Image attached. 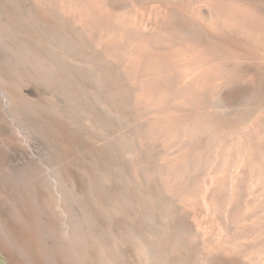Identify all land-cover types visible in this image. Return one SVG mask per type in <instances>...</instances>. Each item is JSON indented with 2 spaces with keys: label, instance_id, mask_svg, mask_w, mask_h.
Instances as JSON below:
<instances>
[{
  "label": "rangeland",
  "instance_id": "obj_1",
  "mask_svg": "<svg viewBox=\"0 0 264 264\" xmlns=\"http://www.w3.org/2000/svg\"><path fill=\"white\" fill-rule=\"evenodd\" d=\"M0 23L24 95L19 126L0 97L14 238L29 194L101 264H264V0H0ZM24 40L47 62H17Z\"/></svg>",
  "mask_w": 264,
  "mask_h": 264
},
{
  "label": "bare ground",
  "instance_id": "obj_2",
  "mask_svg": "<svg viewBox=\"0 0 264 264\" xmlns=\"http://www.w3.org/2000/svg\"><path fill=\"white\" fill-rule=\"evenodd\" d=\"M1 24V23H0ZM3 26L5 27V29L3 28ZM3 26H0V39H2V38H4L5 39V37H3V33L2 32H4L5 34H4V36L6 35V38L7 39H9L10 38V35L9 36H7L8 35V33L6 34V30L8 31V29H7V25H3ZM9 26V25H8ZM9 29H10V27H9ZM8 32H10V31H8ZM10 33H12V32H10ZM9 33V34H10ZM12 35V34H11ZM18 35V34H17ZM16 35V36H17ZM13 36H15V35H13ZM12 36V37H13ZM15 38H17V37H15ZM18 38H20L19 36H18ZM3 39V40H4ZM10 39H12V38H10ZM9 39V40H10ZM20 39H22V38H20ZM6 40V39H5ZM17 40V39H16ZM1 41V40H0ZM15 41V40H14ZM20 42V41H19ZM1 44V43H0ZM4 45V44H3ZM2 45V46H3ZM15 46L14 47H12V46H9V47H7L8 49H11V50H13V51H15V52H13V55L16 57V59H21V58H23V60H20V61H22V63L20 62V61H17V62H19L20 64H24V61H26V62H29L30 61V59H36V63H40V62H45L46 61V56L44 57L43 55H37V54H35L33 51H31V50H29V48H27V47H25V46H23V45H26V42H25V40H24V42L22 41L21 42V45L19 46L17 43L16 44H14ZM5 47V46H4ZM2 48V47H1ZM3 49V48H2ZM4 50V49H3ZM6 50V49H5ZM2 51V50H1ZM5 52V51H4ZM8 52V51H7ZM6 54V53H5ZM10 56V55H9ZM13 56V57H14ZM63 56H65V55H63ZM70 56V55H69ZM4 57H6V56H4ZM66 58H64V59H69V57L68 56H65ZM68 57V58H67ZM6 58H8V57H6ZM70 58H71V56H70ZM71 61V60H70ZM0 62H2V61H0ZM9 62H11V61H9ZM15 62H16V60H15ZM25 62V63H26ZM47 62V61H46ZM6 63V62H5ZM4 63V64H5ZM35 63V62H34ZM18 64V63H17ZM54 64H56V62L54 61ZM58 64V63H57ZM3 65V64H2ZM1 65V66H2ZM14 65H16V63L14 64ZM37 65V64H36ZM36 65H35V67H36ZM41 65V64H40ZM43 65H45V63H43ZM43 65H41V67L43 66ZM18 66H19V64H18ZM18 66H16V67H18ZM56 66V65H55ZM37 67H40V66H37ZM44 67H47V65L46 66H43V68ZM54 67V66H53ZM13 68V67H12ZM52 68V67H51ZM55 68V67H54ZM57 68H58V66H57ZM9 69V67H7V69H5L4 68V70H8ZM15 69V68H14ZM17 69V68H16ZM15 69V70H16ZM39 69H41V68H39ZM60 69V68H59ZM59 69H57V70H59ZM10 70H12V69H10ZM44 70H45V68H44ZM55 70H56V68H55ZM56 70V71H57ZM1 71H3L2 69H0V97H3V96H5L6 97V99H8L9 100V102L12 104L11 106H13V117H14V119H15V124H16V126H19V124L21 123L20 122V120H19V111L18 110H20V109H18V107H17V104H18V101H19V99L20 98H23L24 97V95H23V92H21V84H20V81H21V78L20 79H18V76H17V78L16 77H14L15 75V73H13L12 71H10V72H12V73H10L9 72V74H11V76H8V74L5 76ZM9 71V70H8ZM20 71V70H19ZM45 71H47V70H45ZM44 71V72H45ZM15 72V71H14ZM42 72V71H41ZM59 72V71H58ZM4 73H6V72H4ZM22 73V72H21ZM20 73V74H21ZM36 73H37V70H36ZM44 74V73H43ZM50 74V73H49ZM55 74H56V72H55ZM38 75V74H37ZM48 75V74H47ZM46 75V76H47ZM2 76L4 77V78H2ZM22 77V76H21ZM49 77V76H48ZM62 78H64L63 76H62ZM1 79H4V80H7L8 82L7 83H10L11 85H12V88H13V90H11L10 88L11 87H9V89L11 90V91H9L8 90V88L7 87H5V85H4V83L6 82H2L1 81ZM65 79V78H64ZM64 79H63V81H64ZM20 80V81H19ZM46 80V79H45ZM62 80V79H61ZM23 84V83H22ZM74 84V83H73ZM76 85V84H75ZM10 86V85H9ZM67 86V85H66ZM65 86V87H66ZM17 99H18V101H17ZM94 99V98H93ZM9 104V103H8ZM21 105V104H20ZM99 106V105H98ZM106 106V105H105ZM20 107V106H19ZM51 107V106H50ZM48 109V108H47ZM29 114V113H28ZM63 114V113H62ZM61 114V115H62ZM85 115V114H84ZM87 115V114H86ZM21 118V117H20ZM100 118V117H99ZM70 119V118H69ZM87 119V118H86ZM90 120V119H89ZM45 121V120H44ZM91 121V120H90ZM14 122V121H13ZM74 122V121H73ZM82 123V122H81ZM88 123V122H87ZM14 123H13V125H15ZM23 125V124H22ZM77 125V124H76ZM85 125H87V124H85ZM85 127V126H84ZM114 130V129H113ZM22 131V130H21ZM19 132V131H18ZM102 132V131H101ZM37 133V132H36ZM26 134V133H25ZM98 134V133H97ZM34 135H35V133H34ZM28 137V136H27ZM103 137H105V135H103ZM125 137V136H124ZM119 138V137H118ZM126 139V138H125ZM131 140H132V137H131ZM133 141V140H132ZM31 142V141H30ZM127 142V141H126ZM129 142V141H128ZM120 148V147H119ZM104 152V151H103ZM113 154V153H112ZM112 154H110V155H112ZM43 157V156H42ZM45 157V156H44ZM133 158V157H132ZM66 159V158H65ZM115 161V160H114ZM31 163V162H30ZM95 163V162H94ZM110 163V162H109ZM108 164V163H107ZM119 165V164H118ZM97 166V165H96ZM10 168V167H9ZM34 168V167H33ZM114 168V167H113ZM117 168V167H116ZM20 169V168H19ZM12 170V169H11ZM22 170V169H21ZM21 170H20V172H21ZM34 170V169H33ZM37 170V169H36ZM100 170V169H99ZM117 170V169H116ZM14 172V171H13ZM27 172V171H26ZM5 173V172H4ZM28 173V172H27ZM53 174H55L54 172H53ZM101 174V173H100ZM26 175V174H25ZM37 175V174H36ZM97 175V174H96ZM29 176V175H28ZM27 176V177H28ZM108 176V175H107ZM118 176H120V175H118ZM123 176V175H122ZM6 177H8V176H6ZM89 177V176H88ZM112 177V176H111ZM6 180H7V178H5ZM4 179V180H5ZM12 180H14L13 178H11ZM56 179V178H55ZM101 179V178H100ZM104 179V178H103ZM111 179V178H110ZM129 179V178H128ZM131 179V178H130ZM10 180V179H9ZM16 180V179H15ZM97 180V179H96ZM11 181V180H10ZM20 180H18V182H19ZM21 181L22 182H24L22 179H21ZM4 182V181H3ZM7 182H8V180H7ZM12 182V181H11ZM15 182H17V181H15ZM18 182L16 183V185H23L24 183H20V184H18ZM43 182V181H42ZM58 182V181H57ZM132 182V181H131ZM126 183V182H125ZM134 183V182H133ZM13 184V183H12ZM33 183H32V181H31V184L30 185H32ZM52 184H53V182H52ZM21 185V186H22ZM28 185H29V183H28ZM27 184L25 185V187L26 186H28ZM29 185V186H30ZM47 185V184H46ZM108 185V184H107ZM134 185V184H133ZM3 186V185H2ZM11 186V185H10ZM10 186H9V188H10ZM17 186V187H18ZM8 187V186H7ZM14 188H16V186H13ZM61 187V186H60ZM0 188H2V187H0ZM12 188V187H11ZM13 188V189H14ZM21 188V187H20ZM28 188V187H27ZM30 188V187H29ZM32 188H33V185H32ZM31 188V189H32ZM126 188V187H125ZM6 189V188H5ZM22 189V188H21ZM25 189V188H24ZM34 189V188H33ZM64 189V188H63ZM127 189V188H126ZM125 189V190H126ZM26 190V189H25ZM29 190V189H28ZM28 190H26L27 191V193L28 192H30V190L28 191ZM54 190V189H53ZM11 191H12V189H11ZM14 191H16V190H13V192ZM21 191H23V190H21ZM32 191V190H31ZM33 191H35V190H33ZM66 191V190H65ZM121 191V190H120ZM8 192H9V190H8ZM0 193H1V191H0ZM6 193V192H5ZM17 193V192H16ZM16 193H15V195H16ZM18 193H19V191H18ZM21 193H23L24 194V192H21ZM32 192H30V194H31ZM25 194H26V192H25ZM34 194H36V193H34ZM139 194V193H138ZM18 195V194H17ZM20 195V194H19ZM27 195V194H26ZM71 195V194H70ZM122 196V195H121ZM144 196V195H143ZM21 197V196H20ZM33 197V196H32ZM36 199V197H33V198H31L30 199V196H29V194H28V196L24 199L25 201H23V202H25V205L26 206H28L29 207V210H27V213H28V220L25 222V224L24 225H26L27 226V230L25 229L24 231H25V233L27 234V236L29 237V242H28V244L27 243H25V242H23L21 239H18V238H14V236H16V235H14L13 236V233L11 232V230L10 229H8L7 227H6V219H5V217L4 216H2V217H0V252L1 253H3L4 255H5V258H6V264H101V263H103V261L101 262V260H98V257H96L97 259L96 260H94V258H84V253L83 252H81L80 251V246H81V244H83V243H81V244H79L80 243V241H82V238L80 239L79 237H78V235H77V233L79 232L81 235H82V233H81V231H78V230H81V227H80V229L79 228H77L76 227V225H73L72 223V225L71 224H69V227L68 226H64V227H66V229L65 228H63L62 226V228H63V231L61 230V228H60V230H61V232H57L56 231V229H53V227H51V224L50 223H48V221L50 220H47L46 221V218H45V216H44V218H43V215L41 214V212H38V211H36V208H35V205H36V203L34 204V202H32L33 201V199ZM96 198V197H95ZM121 198H123V197H120V199ZM131 198V197H130ZM9 198H5V197H2L1 198V200H0V202H2V201H4V200H8ZM43 199H45V198H43ZM110 199V198H109ZM114 199V198H113ZM116 200V199H115ZM114 200V201H115ZM117 200H118V198H117ZM116 200V201H117ZM127 200H129V199H127ZM34 201H36V200H34ZM110 201V200H109ZM121 201H124V198H123V200L121 199ZM120 201V202H121ZM130 201V200H129ZM155 201V200H154ZM14 202V201H13ZM18 202H19V200H18ZM37 202V201H36ZM96 202V201H95ZM20 203V202H19ZM113 203V202H112ZM151 203V202H150ZM33 204H34V207H32L33 206ZM37 204H39V203H37ZM127 204V203H126ZM126 204H123V205H126ZM55 205V204H54ZM57 205H58V209L61 211V213L62 214H65L66 212H67V206H66V203H65V200H64V198L62 197V196H59V202L57 203ZM117 205H118V203H117ZM122 205V204H121ZM153 205V204H152ZM20 206V205H19ZM38 206H40V205H37L36 207H38ZM119 206V205H118ZM137 206V205H136ZM145 206V205H144ZM154 206V205H153ZM162 206V205H161ZM25 207V206H24ZM149 207H150V205H149ZM156 207V206H155ZM6 208V207H5ZM8 208V207H7ZM40 208V207H39ZM118 208V207H117ZM37 210H40V209H37ZM7 211V210H6ZM40 211H42V210H40ZM49 211V210H48ZM79 212V211H78ZM43 213V212H42ZM52 213V212H51ZM121 213H123V212H121ZM53 214V213H52ZM51 214V215H52ZM127 214V213H126ZM2 215V214H1ZM27 215V214H26ZM165 216V215H164ZM9 217V216H8ZM11 217V216H10ZM167 217V216H166ZM76 218V217H75ZM78 218V217H77ZM146 218V217H145ZM164 218V217H163ZM20 219V218H19ZM48 219V218H47ZM144 219V218H143ZM147 219V218H146ZM164 219H166V218H164ZM168 219V218H167ZM15 220V219H14ZM13 221V220H12ZM144 221V220H143ZM164 221V220H163ZM66 223V222H65ZM78 223V222H77ZM144 223V222H143ZM167 223H168V221H167ZM68 225V224H67ZM169 225V224H168ZM23 226V225H22ZM19 227H21L20 225H19ZM170 227V226H169ZM65 229V230H64ZM128 229V228H127ZM59 230V231H60ZM23 231V232H24ZM131 232V231H130ZM58 233V234H57ZM67 234L69 235L68 237H70V235H71V237L72 238H69V239H72V241H73V244L71 245V243H70V241H69V243H68V241L66 240V238L68 239V237H67ZM72 234H73V236H72ZM91 234V233H90ZM61 235L63 236V237H61ZM85 234H83V236H84ZM123 235V234H122ZM57 236H59L60 238H58ZM89 236V235H88ZM96 236V235H95ZM114 236V235H113ZM126 236V235H125ZM149 236V235H148ZM55 237V238H54ZM65 237V238H64ZM81 237V236H80ZM27 238V237H26ZM97 238V237H96ZM112 238V237H111ZM54 239H56V240H54ZM79 239H80V241H79ZM136 239H138V238H136ZM142 239V238H141ZM24 241H26L25 239H24ZM89 241V240H88ZM116 241V240H115ZM114 241V242H115ZM144 241V240H143ZM83 242V241H82ZM154 242H155V240H154ZM30 244V245H29ZM100 244V243H99ZM159 244V243H158ZM147 245V244H146ZM152 245H153V243H152ZM157 245V244H156ZM87 246V245H86ZM97 246V245H96ZM105 246L106 245H104L103 247H102V244H101V247L102 248H104V253H105V251H110L112 248L111 247H106V249L108 248L109 250H106L105 249ZM82 247H83V245H82ZM82 247H81V249H82ZM141 247V246H140ZM143 247V246H142ZM149 246H147V248H148ZM95 248V247H94ZM101 248V249H102ZM114 248V247H113ZM146 248V249H147ZM33 249V251H35L36 253H37V255H38V257H37V259H33L32 258V256H31V250ZM85 249V248H84ZM84 249H82V250H84ZM100 249V248H99ZM99 249H98V251L97 252H99ZM145 248H144V250H146ZM113 250V249H112ZM114 250H115V248H114ZM113 250V251H114ZM78 251V252H77ZM101 251V250H100ZM102 251H103V249H102ZM112 251V252H113ZM142 251V250H141ZM158 251V250H157ZM83 253V255L81 254V253ZM96 252V253H97ZM102 253V255L101 256H103V257H101L100 259H104V257L105 256H109L107 253V255L105 254V256H104V254H103V252H101ZM117 253V252H116ZM99 254H100V252H99ZM111 254H114V253H111ZM159 254V253H158ZM115 255V254H114ZM85 256H86V254H85ZM87 257H89V256H87ZM105 258H107V259H109L108 257H105ZM111 258V257H110ZM113 258H114V256H113ZM89 259V260H88ZM91 259V260H90ZM93 260V261H92ZM105 260V259H104ZM113 260H115V259H112V261L110 260V262L112 263H114V261ZM106 261V260H105ZM109 261V260H108ZM105 262L104 264H108L109 262ZM119 261V260H118ZM117 261V262H118ZM143 261V260H142ZM206 261H207V259H206ZM115 262H116V260H115ZM117 262H116V264H117ZM112 263V264H113ZM0 264H1V259H0ZM142 264V263H141Z\"/></svg>",
  "mask_w": 264,
  "mask_h": 264
}]
</instances>
